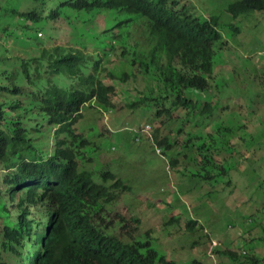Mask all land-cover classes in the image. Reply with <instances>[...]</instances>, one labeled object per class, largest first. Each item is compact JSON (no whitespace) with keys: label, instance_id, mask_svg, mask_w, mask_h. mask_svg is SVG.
<instances>
[{"label":"trees","instance_id":"1","mask_svg":"<svg viewBox=\"0 0 264 264\" xmlns=\"http://www.w3.org/2000/svg\"><path fill=\"white\" fill-rule=\"evenodd\" d=\"M30 3L31 0H23L18 3L19 9L13 11L21 16ZM65 3L71 5L76 17L83 11L96 37L114 28L106 23L121 15L119 23L132 17L141 21L148 40L131 54L130 32L125 31L120 38L123 62L116 58L108 62L96 60L97 64L90 66L98 49L85 51L71 44L64 16L53 9L44 15L52 20L51 31L18 39L23 45L14 44L7 56L0 57V164L11 172L6 178L7 192L17 211L13 217L6 216V221L0 207V243L9 248L0 255V264H141V254L142 264H171L162 258L157 233L141 226V215L130 211L137 204L138 194L127 192L133 185L129 173L125 174L130 180L127 181L121 176L124 172L119 175L110 167L116 164L117 153L123 152L124 141L111 136L105 145L100 138L97 143L106 150L96 151L89 131L112 127L117 132L115 126L148 117L161 130V138L153 129L143 131L144 123H140L133 139L161 144L162 153L168 155L167 167L175 178L196 176L200 184L215 180L225 173H213L212 161L220 156L226 160L223 150L235 148L234 139L259 140L264 135V76L260 75L264 58L258 66L252 58L233 53L239 58L238 63H230L229 55H225V63L216 64L214 44L226 41L224 20L218 11H197V3L192 5L189 0ZM224 10L231 18L226 24L230 35H236L239 29L233 19L250 11L264 18V0H232ZM24 15L32 20L40 18L34 10ZM20 30L19 25L0 28V40L18 38ZM184 57L186 67L176 68V60ZM163 63L167 68H162ZM174 70L177 71L168 73ZM118 82L131 84L134 90L129 91ZM177 104L196 110L180 114ZM99 105L103 106L100 111ZM86 107L94 108L101 116L89 124L79 121ZM158 113L161 116H156ZM39 118L55 126L50 143L38 126ZM191 146L199 152L196 162L203 165L205 172L186 171V167L194 165L192 152L185 151ZM171 149L170 154L167 150ZM243 151V147L237 150V161L233 163L243 161ZM181 155L189 157L187 162H179ZM24 164L40 184V194L35 198L23 197L16 183L17 170ZM167 189L168 186L159 188L151 183V198L145 195L144 203L152 207L148 209L151 214L166 208L167 215L175 219L173 203L170 204L173 199L167 196ZM125 194L134 201L126 199ZM254 195L255 192L249 195L247 189H242L234 198V205L242 206L248 222L254 224L238 240L242 241L241 246L235 244L240 249H253L250 254L242 253L244 264H264V220L250 213L254 203H259L253 201ZM187 208H192L187 225L194 228L201 206L188 199L180 211ZM256 211L263 214L264 204ZM131 234L133 241L129 239ZM206 236L209 238V233ZM258 245L262 247L260 253L255 250ZM215 252H224L231 259L241 255L238 250ZM187 264L205 263L194 258Z\"/></svg>","mask_w":264,"mask_h":264},{"label":"rangeland","instance_id":"2","mask_svg":"<svg viewBox=\"0 0 264 264\" xmlns=\"http://www.w3.org/2000/svg\"><path fill=\"white\" fill-rule=\"evenodd\" d=\"M22 1L23 0H9L8 3L0 8V28L8 25L17 27L19 25L21 27L20 32H18L20 33L18 38H2L0 40V55L5 54V49H10L11 46L16 43L23 45L18 39L25 40V36L27 35L32 37L37 30L45 31L49 29L51 31L50 21L52 20L46 18L44 14L63 0H31L27 9L35 8L40 13V18L34 21L30 26L26 25L27 22L24 17L18 16L11 11L15 3L20 4ZM189 1L192 5L197 3L195 8L203 14H211V12L218 11L217 15L224 20L222 23L225 24L224 29L226 30L223 32V36L226 41L219 40L214 44L215 52L213 55L216 56V58H214L216 64L225 63L226 60L222 58L225 55H229L228 60L230 63H238L239 58L233 54L236 53L240 55L241 58H252L254 62H258V66L260 65V60L264 58V53H262L264 51V18L262 16L255 14L254 11H250L242 18L233 19V22L238 26L239 32L236 35H230L229 28L226 24L231 21V18L226 14L224 8L232 0ZM59 8L64 18L67 14L70 15L71 25L67 19L66 27L70 31V43L72 40L73 45L76 44L77 47L81 49L84 48L88 51L93 50V45L94 48L101 51L104 47H111L112 43L117 40L110 32L96 37L95 33L89 29V27H91L90 22L86 20L83 11L79 12L76 17V12L72 11V7L63 4L60 5ZM193 12L199 15L195 11ZM120 19L121 15L116 16L114 19L110 18L106 26L115 25L116 29L122 30L125 26L119 23ZM71 26L76 28L75 32ZM87 43H89V46L84 47ZM20 47L21 46L18 48ZM96 54H100V52H96ZM259 54L261 55L260 58L258 56ZM260 73V75L264 76V71L260 70ZM118 85L122 87L125 86L129 91L134 90L129 83L122 84L119 82ZM257 85H259V87L261 86L260 83H257ZM165 103L169 104L167 101ZM99 115L98 111L94 108L86 107L79 121L83 120L82 122L89 124ZM232 121L235 122V117ZM145 122L153 123L154 121L145 117L137 122H125L119 126H115L117 127L116 129H119L117 132H115L114 128L109 127L107 133L101 136H97V131L89 132L93 137L97 136L98 140L101 138L105 145L110 142L111 136H117L124 141L122 144L123 152L119 155L121 158L123 155L122 162L119 163L116 160L114 161L116 164H110V167L116 170L119 175L121 172H124V175L121 174V176H124L127 181L129 178L126 177L125 174L126 172L129 173L133 185L127 192L132 194V196L134 192L138 194L136 198L137 214H140L147 220L151 230L154 229L155 233L158 232L157 235L160 242V244H158L159 251L165 252L166 250H171L179 260L198 257L201 258L205 264H230L233 259L224 252L218 255L215 250L222 251L223 249H229L240 251V248L237 247L241 246L242 241L238 242V240L244 236L245 231L252 227V225L254 227L253 223L251 225V222H248L250 219L244 213L243 209H241L242 206L234 205V198L242 189H247L249 195L255 192V195L252 196L253 201L257 200L259 203L256 204L253 202L254 206L250 213L258 217V220H260V218L264 220V212L261 214L259 211H256L261 204H264V135H261L259 140L241 141L240 138L237 137V141L235 139L233 140L235 148L223 150L224 155L228 156L226 160L222 159L221 156L218 158L219 162L218 159L217 161L211 160L213 162V167L211 168L213 173H219V171L225 173L215 177V180L212 179L206 183L200 184L196 176H192L191 179L186 177L179 179V182L175 183V176L166 165L168 155L162 153V148L158 151L154 148V145L147 142L145 139H141L140 141L133 139L135 134L132 129L137 127L140 123ZM246 131L248 132V130ZM104 139L107 141L104 142ZM93 141L95 140L93 139ZM242 147L244 148L243 161L239 164L237 162L233 163L232 161L236 160L234 156L237 150L239 151ZM185 151L186 153L192 152V160L194 161V165L186 167V171L199 170V172H205L203 165L196 162L195 156L199 152L194 151L192 146L190 148L186 147ZM167 152L171 154L173 153V149L167 150ZM212 155L214 158L216 157L215 154ZM104 156L109 159L107 154H104ZM188 158H183V155H181L179 157V162H187L186 159ZM225 170L228 171L225 172ZM5 173L6 171L0 164V186ZM170 182L171 185H169ZM151 183L156 184L159 188H162V185L169 186L167 192L172 193L173 199V201H170V204L173 203L171 208L173 214L177 215V220L182 221V225H184L185 220L192 217V208L180 211V207L188 203V199L191 198L192 202H196L199 208L201 206L197 214L195 228L185 231L182 228H175L171 229L169 232L163 228V219L158 213H154V215L151 214L148 209L152 207L144 203L145 193H147V197L151 198L148 191ZM175 188L178 191H173ZM183 190L187 191L188 196L182 195ZM125 198L133 200L126 194ZM160 212L167 214V209L161 208ZM207 233H209V238L206 236ZM244 241L250 242L249 240ZM236 243L237 247L235 245ZM253 245L256 244L253 243ZM244 249H246L249 254L253 251L250 247H248V249L244 247ZM255 250L260 253L262 247L258 245ZM238 258H240V256H238Z\"/></svg>","mask_w":264,"mask_h":264},{"label":"clouds","instance_id":"3","mask_svg":"<svg viewBox=\"0 0 264 264\" xmlns=\"http://www.w3.org/2000/svg\"><path fill=\"white\" fill-rule=\"evenodd\" d=\"M45 1V0H44ZM65 1H67V0H63V1H61V2H59L57 5H55L53 8H51L46 14H44V15H47V14H49L50 13V11L51 10H53V9H56V10H58V15H60L61 16V9L59 8V6L60 5H63V4H67V3H65ZM180 2L182 1V0H179ZM9 2V0H2V2L0 3V8L4 5V4H6V3H8ZM19 4L18 3H15L14 5H13V7L11 8V11H12V13H14V14H16L17 15V13H15L14 11H13V9L14 8H18L19 9ZM70 7H71V5H69ZM29 10H34L35 12H36V16H37V18H39L40 17V13L35 9V8H30V9H27V10H25L24 12H27V11H29ZM24 12L22 13V17H24L25 18V20H26V22H31V23H33L34 21H37V20H32V19H27L26 18V16L24 15ZM247 14V13H246ZM67 19H68V22L70 23V25H71V21H70V15L69 14H67L66 16H65V20H66V23H67ZM121 24H123L124 26H125V28L124 29H122V30H119V29H116V26L114 27V28H112L109 32L112 34V36L114 37V38H116L117 40L114 42V43H112V45H111V47H104V49H102L101 51H97V52H100V54H93V56H92V60H91V65L90 66H94V65H96L97 63H95V61L97 60H101V61H103V62H108L110 59H112L113 60V58H116V59H118L119 60V63H121V62H123V59H122V56L120 55V52L122 51V48H121V46H120V38H121V35L125 32V31H129L130 32V43H131V49H130V53L132 54V53H134L135 52V50L137 49V48H139V47H142V46H144L146 43H147V40H148V33H147V31H146V28H145V25L141 22V21H136V20H134L133 19V17H132V19L131 20H129V21H124V23H121ZM72 27V26H71ZM73 28V27H72ZM75 27L73 28V30H74V32H75ZM39 31H41V30H37L36 31V33L37 32H39ZM74 32H73V35H74ZM72 39H73V37H72ZM135 41L136 42H138V43H136L135 44ZM71 44H73L72 43V40H71ZM75 46H77L76 44H75ZM84 47H88L87 45H85ZM11 49L12 48H10V49H5V54H3V55H0V57H3V56H7L9 53H10V51H11ZM93 49H96V48H94V46H93ZM83 50H85L84 48H83ZM85 51H88V50H85ZM164 65L162 66V68H167V65L165 64V63H163ZM175 67L176 68H181V69H184L185 67H186V58L184 57V58H182V59H180V60H176V63H175ZM113 68H116V65H115V63H114V66H113ZM175 71H177V70H174V71H169L168 73H173V72H175ZM119 83V82H118ZM166 102V101H165ZM103 106L102 105H100L99 107H98V111H100L101 109L100 108H102ZM177 111L180 113V114H182V112L183 111H186V110H196V108H193V107H187L186 108V105L185 104H183V105H178L177 104ZM158 109H160V105H159V108ZM156 116H161V113H158ZM81 118V117H80ZM34 122H37V120H33ZM154 121V120H153ZM38 126H39V128H40V130L42 131V133L48 138V139H45L47 142L49 141V143L53 140V136H54V132H55V126H49L48 124H47V122H46V120H44V119H38ZM151 129H153V132H155V133H157L158 134V139H160L161 138V135H160V132H161V130L160 129H158L157 128V125L155 124V122H153V124L152 123H149V122H145L144 123V125H143V127H142V130L143 131H145L146 133H148ZM107 130L108 129H104V130H101V131H99V132H97L98 133V135L97 136H101V135H104V134H106L107 133ZM103 131V132H102ZM132 131L134 132V134L136 135L137 134V132H138V128L137 127H134L133 129H132ZM134 135V136H135ZM97 136H94L93 137V139L95 140V141H93V144H94V146L96 147V151H97V149L99 148L100 149V151H105L106 150V147H99V145H98V143H97V141H98V138H97ZM157 139V140H158ZM135 140H137V141H140L138 138H136ZM148 142V141H147ZM153 145H155L154 146V148L156 149V150H158V151H160V149H161V144H157V142L156 143H154ZM120 154H122V153H117V155L116 156H119ZM160 154V153H159ZM164 154V153H163ZM122 159H123V155H122V158L121 157H117L116 158V160L120 163V162H122ZM167 162V161H166ZM167 165V164H166ZM5 171H6V173H5V175H4V177H3V180H2V184H1V186H0V207L3 209V211H4V215H5V219H6V221L8 220V218L6 217V216H11V217H13L15 214H16V208L14 207V203H15V201H13L12 199H10L9 197H8V192H7V187H8V185L6 184V178L7 177H10V175H11V172H10V170L9 169H7V168H5L4 166L2 167ZM168 168V167H167ZM169 169V168H168ZM169 170H171V169H169ZM176 179V181L174 180V182L175 183H178L179 182V178H175ZM16 183H17V185H18V189H19V191H20V194L23 196V197H26V198H35L36 196H38L39 194H40V184H39V182H38V180L31 174V172H30V170H29V168H28V166L26 165V164H24L22 167H20L18 170H17V174H16ZM169 185H171V182L169 183ZM150 188V187H149ZM148 188V189H149ZM168 188H169V186H168ZM143 189V188H142ZM141 189V190H142ZM143 190H145V189H143ZM142 190V191H143ZM173 191H178L176 188L173 190ZM180 193V192H179ZM182 193L184 194V196H188V194H187V191H182ZM145 195H147V193H145ZM169 195H171L172 196V193H168L167 192V196H169ZM192 199V198H191ZM129 200V199H128ZM130 201H132L133 202V200H130ZM136 203H135V205L134 206H132L131 208H130V211H132L133 213L134 212H137L136 211ZM158 214H159V216L163 219V225H164V229L167 231V232H169L171 229H175V228H182L184 231L185 230H188V229H193V228H191L190 226H188L187 225V223L190 221V219L192 218H189V219H187V220H185L184 221V225H182V221H180V220H177V218H176V216L177 215H175L174 214V216H175V219L174 218H171L170 217V215H167V214H165V213H161V212H158ZM139 224L141 225V226H143V227H145L146 229H149V230H151L150 229V227L148 226L149 225V223L147 222V220L144 218V217H142V216H140L139 217ZM196 222V221H195ZM196 224V223H195ZM194 228H195V226H194ZM157 230V229H156ZM152 232H154V229L153 230H151ZM158 231V230H157ZM194 232H195V230H194ZM193 232V233H194ZM158 233V232H157ZM0 236H1V233H0ZM129 239H130V241H133V239H135V237H134V235L133 234H131L130 236H129ZM8 250H9V248L8 247H6L4 244H2V243H0V255L1 254H4L5 255V253H7L8 252ZM161 252V251H160ZM163 255H162V258L165 260V261H167V262H170L171 264H187L190 260H192V259H199L198 257H194V258H192V259H185V260H179L177 257H176V255H175V253L173 252V251H171V250H166L165 252H161ZM242 253L243 254H245L246 253V250L243 248V249H240V258H237V259H233L232 261H231V263L230 264H235L236 262H237V264H244L243 262H242V260H243V258H242ZM142 258H143V254H141V264H142ZM201 259V258H200ZM203 261V260H202ZM236 261V262H235ZM242 262V263H241ZM156 264V263H155ZM246 264H248V263H246ZM257 264H260V262H258Z\"/></svg>","mask_w":264,"mask_h":264}]
</instances>
